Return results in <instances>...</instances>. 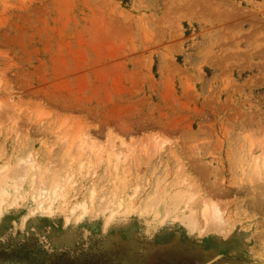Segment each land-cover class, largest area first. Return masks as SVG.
Masks as SVG:
<instances>
[{
    "label": "rangeland",
    "instance_id": "obj_1",
    "mask_svg": "<svg viewBox=\"0 0 264 264\" xmlns=\"http://www.w3.org/2000/svg\"><path fill=\"white\" fill-rule=\"evenodd\" d=\"M263 154L264 0H0V264H264Z\"/></svg>",
    "mask_w": 264,
    "mask_h": 264
},
{
    "label": "bare ground",
    "instance_id": "obj_2",
    "mask_svg": "<svg viewBox=\"0 0 264 264\" xmlns=\"http://www.w3.org/2000/svg\"><path fill=\"white\" fill-rule=\"evenodd\" d=\"M82 142L83 141L79 140L78 144H80ZM119 158H120V155L116 156V159L118 161H119ZM24 175H25V172H20V171L16 172V173L15 172L6 173L4 170L0 171V208H1V206L3 204L6 203L8 198L13 193H16V192H18L20 190V188L22 186V183L19 181V179L20 178H24ZM66 179H67L66 183H61V181L57 182L50 189L48 188V187H50V184H48L46 187L38 186L37 188H35L34 189V193L35 192L37 193V195H36L37 197L36 198L33 197V198H35L34 199L35 200V206L37 208H43L44 207V209H42V210L50 211L51 208L53 207V205H55V203L59 202L62 198H64V196L62 195V192L60 190L62 188H64L66 186V184L68 183V178H66ZM263 180H264V154H263V157H262V159L260 161V164L256 165L255 168H254V171H253V174H252V183L253 182L254 183H259L260 181H263ZM44 182H45V180L43 179V183ZM263 186H264V184H263ZM43 188L45 190L44 199L41 198L42 197L41 192H42ZM56 190H59L60 192L58 194H56L55 193ZM189 195H191V194H189ZM187 197H188V199H187L186 203H188L193 198V197L190 198L188 195H187ZM24 198L23 197H21V198H17L16 197L15 200H14L15 204L17 205L20 202H23ZM92 200H93V193L90 196V202H92ZM159 201H160L159 199H154L153 201H151L150 204L148 203L149 204V208H151V210L155 209L157 207V205L159 204ZM194 202H193V205H194ZM121 207H122V204L119 203L118 206H117V211H115V213L111 212L109 218L112 219L115 214L119 213L121 211ZM77 209H80V211L77 210ZM76 210L81 212V216H83V214L85 215V212L87 211L86 204L82 203L80 205H76V207L74 206L71 211L74 212ZM171 210H172V207H171ZM105 211H107V209H103L102 210V212H104V213H105ZM174 213H175V210L172 213H170V214H174ZM187 213H188L187 215H181L180 217L175 218V220L180 221L181 224L183 226H185L189 231L192 232V231L197 230L200 233V231H202V230L199 228V224H198V222L196 220L195 212L193 210H191V209H188ZM225 213H226L225 209H220L219 206H217V204L215 202H213V203H212V201L204 202L203 210L200 213L202 216H200V217H203L202 219H204L205 227L204 226L203 227H204V233L206 235L207 234H217V235H222L225 238L229 235V233L231 232L230 230L233 227L231 226L230 222L225 221L222 218L223 214H225ZM168 216H169V214H168Z\"/></svg>",
    "mask_w": 264,
    "mask_h": 264
}]
</instances>
